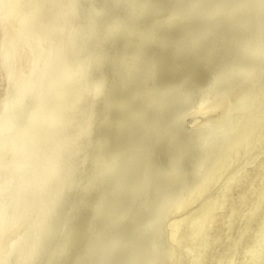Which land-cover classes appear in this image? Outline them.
Listing matches in <instances>:
<instances>
[{
	"label": "bare ground",
	"instance_id": "obj_1",
	"mask_svg": "<svg viewBox=\"0 0 264 264\" xmlns=\"http://www.w3.org/2000/svg\"><path fill=\"white\" fill-rule=\"evenodd\" d=\"M0 86V264H193L264 127V0H11Z\"/></svg>",
	"mask_w": 264,
	"mask_h": 264
},
{
	"label": "rangeland",
	"instance_id": "obj_2",
	"mask_svg": "<svg viewBox=\"0 0 264 264\" xmlns=\"http://www.w3.org/2000/svg\"><path fill=\"white\" fill-rule=\"evenodd\" d=\"M10 1L11 0H0V23H1V16H4V13L7 11V5L9 6L10 5ZM2 86V85H1ZM0 86V97L2 95V91H3V87ZM264 112V105H263V108L262 110L260 111L259 115L262 116L261 114H263ZM260 134H258V132L256 133V135H254L253 137H251L245 144L244 148H243V154H240V157L238 156V161L236 162H231L230 161V164L229 166H227V168L224 170V172L222 173L221 175V179L222 181L224 182H221V179L219 181V183H223L222 187L219 188V186H217L216 188H219V190L217 192H213L212 194V197L210 199H208V201L210 203L207 204L206 201H204V203H200L199 204V208L197 207L195 209V211H193L194 215H197V217H201V218H198L200 220V225H203L204 227H201L199 225V220L197 219L192 221L190 220L189 218H185V220L181 221V223L179 224V227L178 228H175V235L177 234L178 237L182 238V237H186V236H189L188 234L190 233V242L193 241L191 244H193L194 246L196 245L197 246V242L198 245H207V243H209L207 245V247L204 246V248L199 251L198 255L201 254V256L199 255V257H196L195 260H194V263L193 264H231L235 262L236 264V260H239L237 261L238 263L237 264H245L247 263V261L250 260V258H256L254 257V253L257 252L258 255H257V261H258V264H264V161H260V163L258 162L257 163V159L258 157L262 156V152L264 151V127L262 129H260L259 131ZM261 146H260V145ZM248 147V148H247ZM263 148V150H262ZM257 150V151H256ZM261 151V152H259ZM253 153V154H252ZM258 153V154H257ZM261 153V155H260ZM239 154V153H238ZM249 154V155H248ZM252 156V157H251ZM247 158V159H246ZM252 158L256 159L254 161V165H253V169L247 173H245L244 175H242L241 177H238L236 180L232 181V182H229L228 179L227 180H224V178L230 176L231 172L233 170H236L238 167H240L242 164L246 163L248 160H252ZM244 160V161H243ZM244 162V163H243ZM257 164H256V163ZM237 163V165H236ZM240 164V165H239ZM236 165V166H234ZM234 166V167H233ZM228 170V172H226ZM262 170V171H261ZM252 173V174H251ZM228 176H227V175ZM255 174V175H254ZM261 175V177H260ZM248 180V181H247ZM257 182V184H256ZM259 182V183H258ZM243 183V184H242ZM261 183V184H260ZM221 185V184H219ZM237 185V186H236ZM246 185V186H245ZM251 185V187H250ZM255 186V187H254ZM233 187V188H232ZM249 187V188H248ZM232 188V190L230 191V189ZM257 188V189H256ZM228 189V190H227ZM246 190H247V193H246ZM225 191V192H224ZM241 191V193H240ZM250 193V194H249ZM261 194V195H260ZM232 195V196H231ZM242 195V196H241ZM252 195V196H251ZM256 195V196H255ZM239 196V197H238ZM258 196V197H257ZM216 197V198H215ZM222 197V198H221ZM250 197V198H249ZM231 198V199H230ZM233 198V199H232ZM240 199V200H239ZM213 201H216V203H214ZM221 201V202H220ZM227 201V202H226ZM242 201V202H241ZM214 203V204H211ZM219 202L223 205L224 207V203H225V206L224 210H226V213L223 215V213L225 212L224 210L218 208V207H221V205H218ZM224 202V203H223ZM228 202L232 203L230 205L227 204ZM257 202H261V206L259 207H256L255 204ZM238 203L237 206H235V204ZM243 203V204H241ZM251 204V205H250ZM207 205V206H206ZM208 205H214L213 207L214 208H218V209H215L213 207H208ZM217 205V206H215ZM227 205L229 206H232V207H228L229 210L227 209ZM244 207V209L241 207V206ZM205 206V207H204ZM239 206L242 208L240 209ZM210 208L208 210V208ZM221 207V208H223ZM205 208V209H204ZM239 208V209H238ZM263 208V209H262ZM204 209V210H203ZM234 209V211H232ZM200 210L202 213H200ZM205 210H208L210 212H206L205 215L203 214L205 212ZM212 210V211H211ZM222 210V212H221ZM242 210V211H241ZM237 211V214L236 212ZM248 211V212H247ZM250 211V212H249ZM262 211V212H261ZM214 213V214H211L210 216V213ZM244 212V213H243ZM199 213V214H198ZM238 213H239V216H238ZM240 213H242V216L246 214V216L243 217L240 215ZM261 213V214H260ZM204 215V216H202ZM231 215V216H230ZM261 215V216H260ZM213 216V217H212ZM224 216V218H223ZM234 216V217H233ZM226 217V218H225ZM211 218V219H209ZM231 220H230V219ZM237 218V219H236ZM226 222V224L224 223V221ZM243 219V220H242ZM252 219V220H251ZM209 220V221H208ZM226 220H228V222L230 221H233V222H230L228 223ZM241 220V221H240ZM188 221V222H187ZM242 223H240V222ZM248 221V222H247ZM250 221V222H249ZM195 222V223H194ZM212 223V226L211 227H207L209 223ZM236 222V223H235ZM239 222V223H238ZM194 223V224H193ZM198 223V224H197ZM206 223V224H205ZM224 223V224H223ZM246 223V225H243L241 226L242 224ZM232 224V225H230ZM248 224V225H247ZM196 225V226H195ZM197 225H198V228H197ZM210 225V224H209ZM226 225V226H225ZM238 225V226H237ZM191 226V227H190ZM201 228H200V227ZM249 227V229H247V227ZM190 227V228H189ZM194 227V228H193ZM234 229L233 231L229 230L227 231V228H232ZM245 228L242 230V228ZM197 228V229H195ZM203 228V229H202ZM210 228V229H209ZM226 228V229H225ZM240 228V229H239ZM193 229H195L196 231L193 233ZM206 229V230H204ZM236 229L239 231L236 232ZM247 229V232L245 231ZM190 230V231H189ZM192 230V231H191ZM203 230H204V233H203ZM262 230V231H261ZM197 231L201 232V233H197ZM206 231V232H205ZM245 231V232H243ZM187 234H186V233ZM229 232V233H228ZM239 232H240V236H239ZM203 233L204 236L206 237H203V235H201ZM208 233L211 237L210 239H206L207 238V235L206 234ZM235 235L238 233V235ZM247 233V234H246ZM194 234H196L197 237L193 236ZM223 234V235H222ZM228 236H227V235ZM230 234V235H229ZM186 235V236H185ZM232 235V236H231ZM246 235V236H245ZM229 236H231L229 238ZM240 238H239V237ZM195 237V238H194ZM209 237V236H208ZM221 237V239H220ZM223 237V238H222ZM224 237H228L229 241L227 242V239L224 238ZM234 237V238H233ZM188 238V237H187ZM195 241H194V239ZM205 238V239H204ZM240 240L239 242L242 244V246L244 247H241V244L239 246V242H236L237 239ZM244 238V240L242 239ZM193 239V240H192ZM197 239V241H196ZM199 239V240H198ZM222 239H225L223 241H220ZM233 239V240H232ZM236 241H235V240ZM243 240V243L241 242ZM204 240H207L205 242H207L205 244ZM201 241V242H200ZM195 243V244H194ZM230 243V244H229ZM233 243V244H232ZM235 243V244H234ZM229 244V245H228ZM233 245V246H230V245ZM231 248H228V246ZM236 245V246H234ZM241 249H239V247ZM195 246V248H197ZM199 247V246H198ZM218 247V248H217ZM235 247L237 248L235 250ZM194 248V249H195ZM206 248V249H205ZM230 249V250H229ZM233 249V251H232ZM239 249V250H238ZM205 250H208V253L207 251ZM224 250V251H223ZM227 250V251H225ZM229 250V251H228ZM258 250H261V252L259 253ZM238 251V253H237ZM244 251V254L242 256L241 252L243 253ZM252 251V253H250ZM188 252V251H187ZM201 252V253H200ZM214 252V253H213ZM219 254V256H217ZM232 253V254H231ZM241 255V257L239 256ZM204 256V257H203ZM206 256V257H205ZM218 258H217V257ZM224 256V257H223ZM230 256V257H229ZM219 257L221 258V260L219 259ZM238 257V259H237ZM240 257V258H239ZM204 258H206L207 262H205V259L203 260ZM217 258V259H216ZM201 260V261H200ZM217 260H219L217 262ZM232 260V262H230ZM247 260V261H246ZM204 261V263H202ZM229 263H228V262ZM190 263V262H189ZM178 264H184L183 261H179Z\"/></svg>",
	"mask_w": 264,
	"mask_h": 264
}]
</instances>
